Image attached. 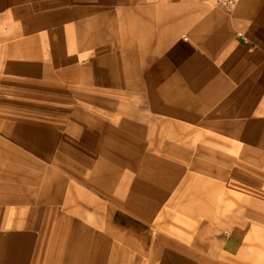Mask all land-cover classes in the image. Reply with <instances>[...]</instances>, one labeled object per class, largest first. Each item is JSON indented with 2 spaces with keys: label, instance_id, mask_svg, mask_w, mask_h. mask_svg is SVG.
<instances>
[{
  "label": "crops",
  "instance_id": "0c3cea01",
  "mask_svg": "<svg viewBox=\"0 0 264 264\" xmlns=\"http://www.w3.org/2000/svg\"><path fill=\"white\" fill-rule=\"evenodd\" d=\"M104 217L264 264V0H0V264H87L88 225L99 264Z\"/></svg>",
  "mask_w": 264,
  "mask_h": 264
},
{
  "label": "rangeland",
  "instance_id": "374dc122",
  "mask_svg": "<svg viewBox=\"0 0 264 264\" xmlns=\"http://www.w3.org/2000/svg\"><path fill=\"white\" fill-rule=\"evenodd\" d=\"M94 217V215H93ZM93 220V219H92ZM91 221V220H89ZM104 225H103V233H104V254L100 251L99 264H141L138 262L136 258L131 257L130 254H134L133 249L122 248V243L118 245L115 244L116 247H113L112 242L109 241L108 237L111 238V229L108 225H106V217H104ZM102 229V226L100 227ZM88 254H87V264H97L96 258V226L88 225ZM111 242V243H110Z\"/></svg>",
  "mask_w": 264,
  "mask_h": 264
},
{
  "label": "built area",
  "instance_id": "2783aa9c",
  "mask_svg": "<svg viewBox=\"0 0 264 264\" xmlns=\"http://www.w3.org/2000/svg\"><path fill=\"white\" fill-rule=\"evenodd\" d=\"M217 3L225 6L227 9L231 10L235 6L236 0H216Z\"/></svg>",
  "mask_w": 264,
  "mask_h": 264
}]
</instances>
